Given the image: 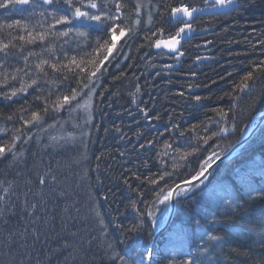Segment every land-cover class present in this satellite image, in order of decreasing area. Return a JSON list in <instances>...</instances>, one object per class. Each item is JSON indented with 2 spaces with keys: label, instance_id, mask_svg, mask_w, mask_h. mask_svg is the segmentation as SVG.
<instances>
[{
  "label": "trees",
  "instance_id": "16d2710c",
  "mask_svg": "<svg viewBox=\"0 0 264 264\" xmlns=\"http://www.w3.org/2000/svg\"><path fill=\"white\" fill-rule=\"evenodd\" d=\"M124 2L128 5L124 9L128 26L132 25L137 16L141 20V23L135 26L131 38H127L128 43L126 46L130 48L129 53L126 55L125 53L121 54L123 57L115 54L116 58L107 65L104 74H97V77L90 83L89 88H82L81 86L80 89L83 92L88 90L92 92L85 99H89L93 95V101L96 104L87 112L88 116L94 114L96 118L110 117L112 112H114L122 120L127 117L126 111L124 112L123 110L128 109V107L135 112L137 111L138 119L141 117L143 120L139 121L137 125H132L131 128L125 126L122 132L120 126L119 128L118 126L108 127L106 131L114 129L115 136L117 135L120 137V141L126 143L131 137H138V141L145 148L140 145V149L135 154L139 158L147 159L145 163L143 162L146 166L141 170L144 173L140 175L141 178H132L131 173H128V175H123L124 177L116 184L118 176L123 171L112 170L113 167L117 165L116 163L126 164V162L129 163L131 161V158L127 159L126 157L128 155L125 151L127 147L123 149L120 145L119 151L114 152V156H112L114 157L112 160L115 165L106 167V165L102 166L96 161H91L89 165L86 164L89 174L85 176L89 179H86L84 183L79 182L82 184L83 189L81 191L83 193L88 191L92 194L89 197L65 191L58 182V180H63V177L74 178V176H78V171L75 168L61 176L57 171L56 162L62 159L63 153L70 151L76 153L80 150V146L75 145L76 143L69 144L74 137L82 141L83 135H81L80 131H72L71 134L69 131L64 132V134L58 133L55 135L53 133L54 136L60 138L58 140H61V147H58V149L62 147L67 149L57 151V159L54 166L51 159L55 156L46 158L43 155L44 153L41 152L45 145L42 144L41 139L38 141L33 139L31 132L35 129V126L38 127L41 124V127H46L45 123H53L51 120H54V118L51 114L56 112L54 107L57 99L61 95L70 94L73 81H76L77 84V80L80 79L79 76L66 70L56 72L49 65L44 66V71L47 73L45 75L44 72L36 69V65L41 60H48L49 63H57L58 60L67 62L65 54L69 58L75 55L77 59H90L92 57L85 54L93 52L95 42L94 45H91L88 40H96V37L100 36L101 33L93 29L89 30L87 32L90 35L87 38L78 37L74 33L70 34L69 37L53 35V33L64 31L68 27L84 31L83 24L89 23L87 21H76L72 25H56L54 29L49 28V25L54 24L53 17L48 15L49 12L55 10L57 17L69 14L67 6L62 3V0L60 3H54L52 6L44 8V16L40 15L42 12L41 5L39 8L35 7V9L28 5H18L17 8L22 9V11L0 9V24L13 23L15 20H20L22 26L17 28H33V35L46 33L44 41L37 40L35 43L30 44L19 39L23 31L20 30L21 32L18 33L19 30L17 28L0 30V41L4 39L6 43L16 37L13 40L16 47L10 48L13 55H10L6 61L0 64L2 68L0 69V93L7 92L10 94L12 90L18 89L21 86L19 81L21 83L24 82L25 85H30L26 92L13 96L19 97L15 100L18 103L10 102L4 110H0L2 112L0 113V118L10 123L8 129H12L15 126L13 123H19V127H15L14 131L6 137L0 135V145L14 144L12 151L6 154V160L0 161V186L3 183L13 184L11 185L12 187H17L22 174L30 177L29 182L25 181V184L21 185L25 186L21 192L22 196L18 200L14 197V202H21L20 207L23 209V218L20 220V224L13 221V219L18 220L16 214H19V210L15 213L16 204L18 203L8 205L6 201H0V264H44L45 255L41 256V253L49 248L51 244L48 245V242H52V240L54 241L52 242L54 246L49 248L46 257L52 260L55 259L54 257L59 256V261L56 259L53 264H143L146 258L142 253L147 247L151 246L150 238L155 231L154 229L160 227L169 212V202L159 208L161 210L160 216L153 218H160L161 221L156 223L152 230L144 229L143 227L137 229L136 231L140 236L131 245L119 247L113 244L110 250H105V247L108 246L106 230L127 233V229L128 234H130L137 225L147 224V219H150L151 207H154L158 201L162 200L161 198L167 194L169 188H173L176 183L182 180L190 179L192 175H195L210 163L205 162L208 155L207 142L205 143V141H210L222 132L219 131V121L216 120L220 117L208 118L213 105H205L201 108L200 113L195 112L192 106L186 108L183 105L187 100H192L194 95L198 96L200 92L194 93L193 96L190 95V98H185L179 90L172 95L171 99L168 100V103L158 114L150 112L149 109L144 112L141 107L134 109L132 102H130L131 100L120 95L124 93L125 89L118 86H126L131 84V82L129 83L124 79L127 73L123 70L120 63V65L117 64V61H122L132 66L134 62H137L140 67L134 72L132 71V74L130 73L133 76L138 71H144L143 67L147 64L155 65L154 67L160 66L168 58L167 55L155 50L154 42L156 39L161 38L160 34L153 36L151 41L144 39L145 36H151L153 32H156L161 26L163 27L166 22L168 24L172 23L166 16L162 17L158 13H164V6L167 4L176 6L181 2H194L197 7L204 6L207 1L141 0L144 7H142L139 14L134 12L136 0H124ZM255 3H257V6H246L243 10L230 12L231 16L228 19L232 18L234 24L237 23L236 21L246 22L240 30L239 39H234L236 40L235 43L232 41L233 39L229 40V35H224V33L227 34L225 28L224 33H222L217 26L213 31L195 37L196 42L191 39L183 45L186 58H188V55H196L207 50L203 47L204 45L220 57L232 56V63L239 61L242 53L248 55L246 60L242 57L241 62H239V67L243 64L246 65L243 67V71H239V67L237 70L232 68V79H229V71L224 66H218L217 68L222 70H213L210 67L212 71L209 72L211 75L209 74L208 76L200 71L202 77L199 75L201 78L198 76L199 79L196 81L199 83L198 86L202 88L201 90L205 94L203 99L207 103L218 99L222 100L225 97L226 102L231 105L227 109L232 112L227 111L228 116H225L230 122L228 129H234L239 126V129L243 131L254 119L253 117L256 113L263 110L260 102L264 101V77L262 78L264 67L257 68L256 65L264 62V0H256ZM149 12L152 14L151 24L148 23ZM222 16L224 17L225 15ZM215 17L217 21L222 18L214 14L199 16L195 26L198 29L215 26L217 23L213 19ZM199 19L200 22L197 23ZM92 23L94 24L95 22ZM163 28L165 33H167L166 35L174 34L175 32V28ZM220 35H224L225 37L223 38L226 39L218 42L216 38ZM23 36H27V34ZM259 37L263 40L260 41ZM79 38L82 39L79 40ZM248 38L255 40L256 44L260 45L259 48H254L259 52L254 49L251 51L246 43ZM124 39L126 38H122L118 42L119 51H121L119 46ZM149 44L152 46L149 47ZM30 52L34 53V55L29 56ZM25 56L28 57L27 61L24 60ZM182 64L185 65L184 63ZM183 65H180V69L177 72H173L175 76L169 78L176 85H188L189 83L188 78L191 71ZM17 69L22 71L17 72ZM79 71L77 69V72ZM154 71V74L147 78L151 80L149 83L151 85L157 83L155 77H157L159 71ZM145 72L148 73L149 71L146 70ZM249 72L253 73V78L245 81L244 77ZM13 75L16 76L15 80L11 78ZM5 76L8 77L7 84L3 83ZM64 76H67L68 79L65 80ZM115 77H118V79H114ZM162 79L167 80L168 78L163 76ZM33 80L36 81L35 84H32ZM245 83L248 85V89L250 88L252 91L249 93V90L245 91L244 95L241 96L242 89H244L241 85ZM157 84L159 85V83ZM94 86L98 88L96 89ZM44 91H47V94H42ZM234 96H236L237 101L235 103L236 106L234 105L232 109ZM3 98L0 95V100ZM40 100L43 103H40ZM5 101H0V104ZM27 102L39 103L47 108V112L44 109L43 112H40L42 119L39 122H34V125L24 123L25 120L31 119L28 107L25 105ZM77 102L79 101L76 98V101L71 106H65V116L69 117L68 115L73 112V107L76 108ZM139 102H141L140 106L147 107V104L143 102L142 96ZM111 107H115V110L113 111ZM49 110L54 111L49 112ZM17 112L24 113L26 118H19ZM232 114L233 116H231ZM142 115L146 116V118L149 117L147 122ZM8 117H11V119H8ZM143 133H147L149 136L145 138L147 141L144 140L142 143ZM214 133L215 135H213ZM17 136L19 139H16ZM224 142L228 145L235 141L224 139ZM96 143L97 147H95ZM100 145L99 141H95V146H92L93 149L95 148L98 151V153H95L96 155L101 154ZM238 152L240 154H236L224 166L218 167L213 171L209 178H215V181H210L208 183L210 185L192 187L184 192L186 194L189 193L187 197H178L174 224L160 240L158 246V251L166 256L165 264H184L188 260H191L192 264H264V124L259 127L256 135ZM185 153H191V155H187L190 157L187 164L184 162ZM135 158L132 156L133 162H135ZM240 158H243L242 163L238 161ZM202 159L203 166L197 163L198 160L201 161ZM236 165L240 166L234 170L233 174L235 177H233V166ZM226 168L228 170H225ZM45 170L49 172L46 173ZM162 176L163 179H161ZM41 178H43L44 183H40ZM112 181H114L113 185ZM150 181H155V183H150ZM53 183H55V190L47 192L46 187ZM215 183H217L216 187H213ZM220 188H223L225 193L219 191ZM34 189L39 193L35 203L38 208L37 222L29 218L34 207L32 205L34 200L30 201L31 198L27 194H34ZM162 189L163 191H161ZM25 190L29 191L24 192ZM158 193L159 195H157ZM15 194L18 195L20 193L15 192ZM112 194L114 196H111ZM108 208L112 213L109 216L112 221L110 222L108 219L103 222L105 220L104 213ZM84 210L90 212L94 210L97 215L87 225H83L86 227L84 230L83 228H76L79 231H75L73 224L75 222L72 220L80 218L77 212L82 213ZM62 211H65V216L61 214ZM13 214L16 216L14 217ZM120 222L124 224L123 229L119 226ZM98 224L100 226L97 228ZM8 225L10 228L6 227ZM28 225L27 230L31 231L29 234L35 236L36 239L35 245L31 249L26 248L25 245L22 247V245L18 246L13 243L17 240V236L21 238L17 230L22 235L23 228ZM101 226L106 229L101 231ZM10 230L13 231L10 232ZM211 236H216L218 239L211 240ZM30 243L29 241V244L26 245L31 246ZM17 247L21 248V250L16 249ZM169 254L175 258H167Z\"/></svg>",
  "mask_w": 264,
  "mask_h": 264
},
{
  "label": "bare ground",
  "instance_id": "6f19581e",
  "mask_svg": "<svg viewBox=\"0 0 264 264\" xmlns=\"http://www.w3.org/2000/svg\"><path fill=\"white\" fill-rule=\"evenodd\" d=\"M207 2L204 4V8H206L207 6H209V1L206 0ZM35 4L38 5L36 8H39V6L41 5V9L42 12H45L44 8H47L49 5H45L43 4V0H36ZM186 4L190 5L191 7H195V3L194 2H186ZM211 6H219L220 9L224 8V7H229V6H234L233 3H226L224 5H221L219 3L217 4H211ZM197 11H200L203 9V7L201 6H197ZM196 11V12H197ZM208 13H202V14H209ZM221 13V12H219ZM219 13L216 12V15L219 16ZM213 14V13H211ZM92 23V22H91ZM84 28V31H89L92 30L91 28L87 27V24H83L82 26ZM193 29V28H192ZM194 33L193 35L189 36L187 35V39L185 40L184 43H186L187 41L191 40V38L194 36H198V35H203L202 30L200 29H193ZM208 31V30H206ZM186 36V34H184V37ZM183 37V38H184ZM264 38V37H263ZM82 38H79V40H81ZM160 39V38H159ZM259 40H263L259 37ZM89 44L94 45V42L96 41L95 39H90L88 40ZM247 45L249 46V48L251 49V51H253L254 48H259L260 45H257L256 41L251 40L250 38H248V40L246 41ZM155 47V46H154ZM204 48H206L207 50H204L203 52H199V54H192L191 56L188 55V58H186V52L182 49L178 52V54L183 53L182 58L177 57L175 54V57H177V59L175 58H171L168 55L172 54L168 51L164 52L158 48L155 47V50L162 52L164 55H167L168 58L163 61V63L157 67H154L151 64H147L143 67V69H145L144 71L142 70L141 72L138 71V73L133 76L132 71L134 72L135 70L138 69L139 64L137 62H134L133 65H127V63L122 62V61H117V64L120 65L123 68V70H125V72L127 74L126 77H124V79H126L129 83L131 82V84H127L125 85H120L118 87H122L125 89L123 94H120L121 96H124L125 98H129L132 102V107H134V109L141 107L143 109V111L147 112V110L149 109L150 112L154 113V114H158L160 113V110L168 103V100L171 99L172 95L175 94L177 91H181L183 96L185 98H190V95L193 96L194 93L200 92V94L198 95L199 97H201V100H196L195 97L197 96H193L192 100H187V102L189 104H191L192 109L195 112L200 113L201 112V108L204 107L205 105H214L216 107V109H218L220 111V113L223 114H227L228 112H226L227 107H228V103L226 102V98L224 97V99L222 98V100L218 99L212 102L207 103V101L204 98L203 94V90H201L202 88L199 85L198 82H196L199 78H201L202 76L200 75L202 71L206 76H208L209 74L211 75V73H209L211 70V68L213 70L218 69V66H224L226 68V70L229 71L228 76L229 79H232V68H233V57L230 55H226L223 57H219V55L215 54L213 51H210V48H207L205 45L203 46ZM130 48H128L127 46H124L121 51H118L117 55L121 56V54L123 55L125 53V55L127 53H129ZM256 52V49H254ZM169 53V54H168ZM253 53V52H252ZM254 54V53H253ZM123 57V56H121ZM184 59V60H183ZM120 63V64H119ZM182 63H184L185 65H183ZM180 65H183L184 67H187V69L189 71H191L190 73V77H189V83L188 85H184V84H178L176 85L175 82H173L172 80H170L169 78L175 76L173 74V72H176L178 70V68L180 67ZM211 67V68H210ZM0 69H2L0 67ZM149 71L148 73H146L145 71ZM154 70L159 71L157 74V77H155L157 79V83H159V85L156 83L155 85H151L149 84L151 82V80H148L147 78H150L153 74H154ZM235 70V69H233ZM237 70V69H236ZM198 71V74H197ZM77 72V69H76ZM78 73V72H77ZM131 73V74H130ZM129 74V75H128ZM201 77H200V76ZM168 78L167 80L162 79V77ZM199 76V78H198ZM264 77V75L262 76V78ZM261 79V78H260ZM207 80V79H206ZM126 84V83H125ZM142 87H144V89H142ZM176 87V88H175ZM213 87V86H212ZM72 88H77L78 91H80V95L77 96V100L79 102H77V106L74 109V111L72 113H70L67 117L65 116L66 114H64L65 111V107L63 108H55L54 110L56 112L52 113L51 116L54 118L53 123L51 122H47L45 123L46 127H41V124L37 127L35 126L34 130L31 132V136L33 139L35 140H40L42 144L45 145L44 147V151L42 150L41 152H43L44 156H46V158H49V156H55L54 158H52V164L53 166L55 165L56 159H57V151H60L62 149L67 150L65 147H62L60 149H58V147H61V140H58L60 138L56 137L53 135V133L56 135L58 133H63L64 132H70V134L72 133V131H80L81 135H84L82 137V141H79L76 137H74V139H72V141H70L69 144L72 143H76L75 145L80 146V150L76 153H70V152H66L63 153L62 155V159L57 160L56 165H57V171L61 174V176H63L66 172L70 171L71 169H76L78 171V176H74L73 177H69V178H62L63 180H58L59 185L65 189V191H70L72 193H77V194H82L83 197H89L92 196V194L88 191H85V193H83V191H81L82 188V184L79 182L81 181L82 183L85 182V180L89 179L88 177H86V174H89L88 166L89 164H91L92 162H98L100 165H106V167H109V165H115L113 163L112 156H114V152H118L120 147L122 146L123 149L125 147H127L125 149V151L128 153V155L126 156L127 159L131 158V161H129V163L126 162V164H123L121 162L116 163L117 165L115 167H113L112 170H116L118 172H122V174L120 176H118L117 178V182L118 183L119 180H121V178H123V175H128V173H131V177L132 178H137L139 179L140 175L144 174L141 170H143L145 168L146 165H144V163L146 162V158H139L138 155H136V151L138 149H140V141L139 138L133 136L130 139H128L127 143L120 141V137H118L117 135L115 136L114 134V129L111 130H107L106 129L108 127H115V126H119L121 127V132L125 129V126H127L128 128H131L132 125H137L139 123V121H143L142 118L140 117V119H138V113L137 111L135 112L134 110L130 109V107H128V109L123 110L124 112L126 111V115L127 117L125 119H120L116 116V114H114V112H112V115L109 117H102V118H96L95 115L91 114L92 116H88L87 112H89L90 109H92L93 106H96L95 102L93 101V95L91 97H89V99H85L86 96H89L90 94H92V92H90L89 90L87 92H83L80 87L78 88V85L76 84V81H73L72 83ZM94 88H98L97 86H94ZM175 88V89H174ZM71 89V88H70ZM154 90L155 94L152 99V97L150 98V94H149V90ZM201 90V91H200ZM141 91V93H140ZM118 93V91H116ZM245 92V91H244ZM244 92H241L240 95H244ZM187 94V95H186ZM215 94V93H213ZM212 94V95H213ZM61 95V94H59ZM56 96V95H55ZM63 96V95H61ZM60 96V97H61ZM84 96V97H83ZM141 96L143 97V102L147 104V107L144 108V106H140L139 101H141ZM220 97V96H219ZM236 96L233 97L232 99V109L234 108V105L236 106V101L237 99L235 98ZM15 97H11V99H1L0 101H5L4 103L0 104V110H4L6 105L9 104L12 99H14ZM56 99V98H55ZM117 101V100H116ZM15 102V101H14ZM18 103V102H15ZM40 103H43L42 100H40ZM46 104V103H44ZM15 106V104H14ZM112 110H115V107H111ZM54 110L49 112H53ZM63 111V112H60ZM60 112V113H59ZM2 113V112H0ZM260 113H264V112H260ZM86 118H84V116H86ZM17 116L19 118H26V115L22 112H17ZM143 116V115H142ZM222 116V115H221ZM30 118H31V114H30ZM47 118V117H44ZM149 118V117H147ZM147 118L146 116H143V119L147 122ZM59 120L58 122L55 120ZM228 120L226 119H222L220 118V122H219V127L220 130L222 131L220 133V135H217L216 137H213V139H211L210 141H207V160H205V162H210L211 161H215L214 163H212L211 166H213V169L218 168V167H222L226 164L227 161L231 160L232 158H234L236 156V154H240V152H238L243 146L246 145V143H248L251 138H253L257 131L259 130V127L262 125L261 123L258 125V127L256 128V130L253 132L252 136L247 139L246 143H244V140L246 138V136L249 134L250 132V128L251 125L253 123V121H251L248 124V127L241 131L239 129V126H236L234 129H228ZM53 124V125H52ZM111 126H110V125ZM232 134H230L231 132ZM50 133V134H46V133ZM236 133V135H235ZM143 137H142V143L145 141H147L149 134L147 133H143ZM235 135V136H234ZM224 139L226 140H233L235 141L234 143H229L228 145H226V143L224 142ZM95 141H99L101 143L100 145V153L96 155L95 153H98V151L94 148H92V146H95ZM149 141V140H148ZM78 142V143H77ZM116 144V145H115ZM121 145V146H120ZM145 145V144H144ZM148 147L149 145L146 144ZM97 147V143L96 146ZM143 148H145L143 146ZM215 154V155H214ZM132 156L136 157L135 158V162L132 161ZM205 156V155H204ZM203 156V157H204ZM190 160L189 156H186V158H184V162L185 164H187ZM202 161H199L197 163L202 164ZM239 163H242L243 158H240ZM74 162V165H73ZM144 162V163H143ZM184 164V165H185ZM196 164V163H195ZM50 165V164H49ZM204 164H202L203 166ZM51 166V165H50ZM73 166V167H72ZM91 166V165H90ZM207 167V166H206ZM111 169V168H109ZM212 169V170H213ZM46 173H48V170H45ZM208 171V170H207ZM148 174V173H147ZM207 173H205V176L201 177V181L204 180V178H206ZM67 175H69V173H67ZM22 178L20 179V181L18 182L17 187H15V192L22 187L21 185H24L25 181L29 182L30 177L26 174H22L21 175ZM209 177V176H208ZM91 178V177H90ZM141 178V177H140ZM51 179V177H50ZM145 179V178H144ZM209 180L211 182L215 181V178H209ZM199 181V182H201ZM114 184V181H112V185ZM177 184H182L181 182L176 183L173 188H175V186ZM13 185V184H11ZM55 183L53 184H49L46 187V191L47 192H53L55 190L54 187ZM126 190H128L127 188H125ZM23 191V190H22ZM20 191V196H21V192ZM29 191V190H25L24 192ZM31 191V190H30ZM36 194V196H35ZM37 190L34 189V194L31 193L30 195L27 194V196L30 199V201L34 200V204H32L33 206L36 205V201H37ZM111 196H114L113 194ZM13 197H15L16 200H18L19 196L17 194H15ZM51 198H53V196L50 195ZM159 200V199H158ZM13 201L14 198H13ZM177 201V200H176ZM170 203L171 200L169 201V205H168V209L170 207ZM12 205V204H11ZM31 205V204H30ZM177 207V203L175 204V209ZM110 208V207H109ZM105 211L104 213V221L106 220H110V222L112 221L111 218H109V216L112 215V213L110 212V210ZM170 210V209H169ZM176 211L173 213L172 218L169 219V212L166 215V218L164 219V221L162 222V224L160 225V227L154 229V233L150 238V242H151V246L147 247L146 250H144V252L142 253L144 255V257L146 258V261L143 264H151V263H156V264H165L166 263V256L164 253H161L160 251H158V247H156V241L157 240H161L164 235L169 231V229L171 228V226L174 224V218L176 215ZM65 211H62L61 214H63V216H65L66 213H64ZM78 216L80 218H76L73 219L72 221L75 222L73 223L75 226V229L78 228H83V230L86 228L83 225H87L88 222L91 221V219H93V217H96V211L92 210L91 212L88 210H84L82 213L77 212ZM183 219V218H181ZM184 220V219H183ZM148 223L147 224H141V225H137V227H135L133 229V231L130 232V234H126L125 232H119V231H115V230H106V240L108 241V246L105 247V250H110L113 247V244L121 247V246H127V245H131V243H133L138 236H140L138 234V232L136 231L137 229H140L141 227H143L144 229H151L154 228V225L156 223H158L159 221H161L160 218L157 219H147ZM32 224V223H30ZM29 224V225H30ZM28 225V226H29ZM100 225H97V228ZM119 226L123 229L124 228V224L123 222L119 223ZM7 228H10L9 225L6 226ZM78 229H76L75 231H79ZM104 229H106L105 227H100V230L103 231ZM126 232L128 233V230L126 229ZM127 235V236H126ZM172 245H174V243H172ZM178 247V246H177ZM175 250L177 251V249L175 248ZM143 251V250H142ZM149 252L151 253V255H149ZM167 258L173 259L175 257H173V255L169 254Z\"/></svg>",
  "mask_w": 264,
  "mask_h": 264
},
{
  "label": "snow or ice",
  "instance_id": "6c2138e0",
  "mask_svg": "<svg viewBox=\"0 0 264 264\" xmlns=\"http://www.w3.org/2000/svg\"><path fill=\"white\" fill-rule=\"evenodd\" d=\"M61 0H43V4L52 6L54 3H60ZM62 3L67 6V10L69 11L68 15H59L57 17L56 11L53 10L49 12L48 15L52 16L54 19V24L49 25V28H55L56 25H72L76 21L89 22L87 24L88 28H91L95 31L101 33L100 36L96 37L95 46L93 47L92 53H86L85 55L91 56L92 58L85 60L84 58L77 59L75 55L70 58L65 54V58L67 62L59 61L57 63H49L48 60H41L40 63L36 65V69L40 72H44L45 75L47 73L44 71V66L49 65L51 69L56 72L67 71L71 72L76 76H79L80 79L77 80L78 88L82 86V88H89L90 83L94 78L97 77V74L103 75L107 69V65L112 62L113 59L116 58L115 54L118 53V42L121 38H126L123 40V43L120 44L119 48L122 49L127 45L128 39L131 38V34L135 30V26L141 23L139 16L132 22L131 26H128L127 20L125 19L124 9L128 7V5L124 2V0H62ZM218 3L224 5L226 3H232V0H218ZM18 5H28L33 9L38 5L35 4V0H2L0 2V9H5L9 11H22V9L17 8ZM142 7L141 0H136L134 12L139 14ZM159 7V6H158ZM164 13H158L160 15L166 16L169 20H174L179 23L182 17H188V20H184L183 23L175 29L174 34H169L167 39H156L154 42V46L156 48H160L162 45L164 48L169 50L179 52V47L181 45V40L184 37V34L192 31V23L191 18L193 17V13L197 11L195 7H191L186 3H179L176 6L172 4H167L164 6ZM41 16H44V12L40 13ZM91 22H95L94 24ZM148 23H152V14L149 12ZM123 25V26H122ZM21 21L15 20L13 23L0 24V30L3 29H13L17 27H21ZM75 34L78 37H89L90 33L87 31H80L79 29H74L72 27H68L66 30L53 33L57 37H69L70 34ZM161 36L165 33V29L159 28L156 32H153L151 36H145L144 39L146 41H151L153 36L157 34ZM11 35V33H9ZM16 37L8 40L6 43L0 41V64L3 61H6L10 55L13 53L10 51V48H15L16 45L13 43ZM20 40L26 41L27 43H35L37 40L44 41L46 39V33H37L33 35L31 32H28L27 36H19ZM67 43V41H66ZM152 45L149 44V47ZM51 51V49H50ZM183 55V53H180ZM29 56L34 55V53H29ZM28 57L25 56L24 60L27 61ZM257 68L264 67V62L256 65ZM76 69L80 71L77 73ZM22 71L21 69H17V72ZM13 80L16 79V76L13 75L11 77ZM253 78V73L249 72L247 76L244 77L245 81H248ZM64 79L67 80L68 77L64 76ZM114 79H118L115 77ZM87 81V82H85ZM8 77H4V84H7ZM36 81L33 80L32 84H35ZM248 85L245 83L241 85V87H247ZM30 85L22 84L19 89H14L11 93H0L4 97V99H11V97L16 96L18 93L26 92ZM80 95V91L77 88H71L70 94L63 95L59 97L56 101L55 107L63 108L66 105L71 106V104L76 101L77 96ZM39 99V97H37ZM196 100H201V97H195ZM74 110V109H73ZM47 112V108L44 109ZM223 115V113H221ZM11 119V117H8ZM42 119L40 113L33 112L31 114V119L25 120V124H33L34 122H38ZM0 131H7L6 129H0ZM19 131V130H17ZM224 131V130H222ZM183 135V133H181ZM215 135V133L213 134ZM16 139H19L17 136ZM207 141H205L206 143ZM151 143V141H149ZM14 147V144L0 145V158H6V154L11 152ZM143 147V145H141ZM195 151V149H193ZM191 155V153H185V156ZM215 155V154H214ZM215 161H211L207 165V167L202 168L195 175H192L190 179L182 180L181 183L185 185H192L194 181H201V177L205 176L208 168L211 167L212 163ZM138 178V177H137ZM54 179V177H53ZM163 179V176L161 177ZM40 183H44L43 178L40 179ZM150 183H155V181H150ZM185 191L186 189H180V185L177 184L175 188H169L167 194L163 196V200L160 203H164L166 201L171 200L174 193L179 194L177 190ZM163 191V189L161 190ZM159 195V193L157 194ZM211 240H217L218 237L211 236ZM149 255L151 253L149 252ZM184 264H192L191 260L185 261Z\"/></svg>",
  "mask_w": 264,
  "mask_h": 264
},
{
  "label": "rangeland",
  "instance_id": "374dc122",
  "mask_svg": "<svg viewBox=\"0 0 264 264\" xmlns=\"http://www.w3.org/2000/svg\"><path fill=\"white\" fill-rule=\"evenodd\" d=\"M239 2H238V6L239 7H237L236 9H232V10H229L228 12H223V13H219V16H221L222 18H219V21H217V18L215 17V18H213V19H215V21L217 22L216 24H215V26H211V27H208V28H206V27H201V28H199L200 30H202L203 32H205V33H203V35H205L206 33H209V31H213L214 29H215V27H219L220 28V31L222 32V33H224V31H225V29H226V33L227 34H225L224 33V35H229V40H231V39H233L232 41L235 43V41L236 40H234V39H239V34H240V30L243 28L242 26H244V24L246 23V22H239V21H236L237 23L236 24H234L233 22V19L231 18L230 20L228 19L230 16H231V13L230 12H232V11H234V10H237V11H240V10H243L246 6H257V3H255L256 2V0H238ZM19 6H23V5H19ZM201 7H203L204 8V6H201ZM197 8V7H196ZM209 14H211V13H209ZM208 14V15H209ZM214 15H216V13H213ZM212 14V15H213ZM228 14H230V15H228ZM202 15H205V14H197L196 16H195V18H193V19H191V23H192V28L193 29H198V27L197 26H195V24H196V20H197V17H199V16H202ZM207 15V14H206ZM222 15H225L224 17L222 16ZM184 20H188V17H186V18H182L181 20H180V22L179 23H177V22H175L174 20H171L172 21V23L170 22V24H168V22H166L164 25H163V27H166V28H178V26H180L182 23H183V21ZM223 20V21H222ZM238 20H240V19H238ZM244 20V19H243ZM198 22H200V19H199V21H197V23ZM220 24V25H219ZM172 25V26H171ZM175 26V27H174ZM160 28H162V26L160 27ZM225 28V29H224ZM231 28V29H230ZM18 30H19V32L18 33H20L21 31H23V34L22 35H24V34H28V32H31L32 34H33V31H32V29L33 28H31V29H29V27H24V28H21V29H19V28H17ZM174 29V30H175ZM21 30V31H20ZM206 30H208V31H206ZM12 32H14V31H12ZM167 33H164L162 36H161V38L160 39H167L168 38V35H166ZM224 35H220V36H218L216 39H217V41L218 42H220L221 40H224V39H226V38H223V37H225ZM201 36H202V34H201ZM222 36V37H221ZM196 37H198V36H196ZM194 38H195V36H194ZM193 37L191 38V39H193L194 41H195V39H194ZM122 39V38H121ZM3 42H5L4 41V39H3ZM196 42V41H195ZM185 43H183V45H184ZM197 44V43H196ZM182 45V46H183ZM183 48H184V46H183ZM162 51H164V50H162ZM164 52H166V51H164ZM169 54V53H168ZM177 55H179V54H177ZM169 57H171V58H175V59H177V57H175V55L172 53V54H169L168 55ZM240 56H242V57H244V59L246 60L247 59V56L248 55H246V54H241ZM220 57V56H219ZM222 57V56H221ZM241 57V58H242ZM241 58H240V60L239 61H236V62H233V68L236 70V69H238V67H239V62H241ZM184 60V59H183ZM246 65L245 64H243V65H241L240 67H239V71L240 70H242L243 71V67H245ZM178 69H180V68H178ZM218 70H220V69H218ZM222 70V69H221ZM220 70V71H221ZM178 71V70H177ZM176 71V72H177ZM214 73V72H213ZM216 74V73H215ZM263 75H264V73H262ZM259 79H260V77H259ZM94 80V79H93ZM188 80H189V78H188ZM261 80V79H260ZM19 84H24L25 85V83L24 82H20L19 81ZM21 86H19V88H20ZM226 87V86H225ZM2 88V87H1ZM18 88V89H19ZM249 90V91H248ZM244 91H248V93L249 92H251L252 90L249 88L248 89V86L247 87H244V89H242V92H244ZM42 94H47V91H44ZM149 94H150V98L152 97V99H153V97H155L154 96V94H155V92H154V90H149ZM242 96V95H241ZM19 97H15L14 99H12V101L11 102H14L16 99H18ZM22 98V97H21ZM4 99V98H3ZM263 99V98H262ZM7 100V99H6ZM260 104H262L261 105V107H262V111H259V112H257L256 113V115L257 114H260V112H264V101L261 103L260 102ZM26 107H28V111H29V114H32L33 112H38V113H40V112H43V109H45V106L44 105H41V104H37V103H31V102H27L26 104ZM25 105H23V106H25ZM183 105V104H182ZM183 106H185L186 108L187 107H190L191 106V104H189L187 101H186V103H184V105ZM228 106L230 107L231 105H229L228 104ZM73 109H75L74 107H73ZM72 109V110H73ZM258 109V108H257ZM260 109V108H259ZM253 110V109H252ZM74 111V110H73ZM232 112L231 110H229V109H227L226 110V112ZM239 111V110H238ZM237 114L238 115H240V113L239 112H237ZM256 115L253 117L254 119H255V117H256ZM225 116H228L227 114H223L222 116H221V113H220V111L218 110V109H216V107L213 105L212 106V109H211V111H210V117H208V118H212V117H220V118H222V119H225ZM231 116H233V114L231 115ZM220 118H218V119H216V120H218L219 122H220ZM254 119L252 120V121H254ZM39 122V121H38ZM230 122H228L227 123V125L229 124ZM35 123H33V124H30V125H34ZM261 124H264V120L262 121V123ZM10 125V123L8 122V121H5L4 119H2V118H0V129H6L7 131H0V135L2 136V137H6L9 133H11V132H13L14 131V128L15 127H19V123L17 122V123H13V125H15L12 129H8V126ZM84 136V135H83ZM252 139V138H251ZM6 160V158H0V161H3V160ZM4 160V161H5ZM239 166L240 165H236V166H233V172H232V174L234 173V170L236 169V168H239ZM213 169V168H212ZM209 170L208 172H207V176H206V178H204V180L203 181H201V182H197V183H194V185H191V186H183V188H180V189H186L187 191H188V189H190V188H192V187H195V186H200V187H203V186H205V184H208L209 182H210V180H209V177L208 176H210V175H212L213 174V171H215V169H213V170ZM225 170H228V168H226ZM224 170V171H225ZM237 172H239V171H237ZM236 172V173H237ZM231 174V175H232ZM233 177H235L234 176V174H233ZM2 184V186H0V201H6V203L8 204V205H11V204H16V203H18L19 201H17L16 203L13 201V194H15V188H13V187H15V186H11L10 184H3V183H1ZM216 184L217 183H215V186H213V187H216ZM208 185H210V184H208ZM25 188V186H22V187H20L17 191H16V193H20V191H22V189H24ZM214 189H216V188H214ZM185 190V191H186ZM179 192V194H176V203L178 202V200H179V198L178 197H187L188 195H189V193H184L185 191H180V190H178ZM219 191H221L222 193H225V190L223 189V188H220V190ZM39 194V193H38ZM18 196H19V198H20V194H18ZM21 196H22V194H21ZM18 198V199H19ZM162 200H163V197L161 198ZM161 201V200H160ZM160 201H158L157 203H156V205L154 206V207H151V213H150V219L152 220L153 218H156V216H160V212H161V210L159 209V208H162L164 205H165V203H167V202H169V201H166V202H164V203H160ZM17 205V207H16V210H15V213H16V211L17 210H19V214H16L15 216H16V218L18 219V220H16V219H13V221L15 222V223H18L19 222V224L21 223V221L20 220H22V216H23V209H22V207H20L21 206V202L20 203H18V204H16ZM177 208V207H176ZM155 209V210H154ZM38 208H37V206L36 205H34V207H33V209H32V211H31V216L29 217L30 219H34V222H37L38 221ZM13 216H14V214H13ZM14 216V217H15ZM166 218V217H165ZM28 227L29 226H25L24 228H23V230H22V235H21V232L19 231V230H17V232L20 234V236H21V238H18V236L16 237L17 238V240L16 241H14L13 243L16 245H18V246H20V245H22V247H23V245H25V247L26 248H28V249H31L32 247H34V245H35V236H32L31 234H29L31 231H29V230H27L28 229ZM69 228V227H68ZM11 231H13V230H10V232ZM25 233V234H24ZM26 234H28L27 236H24V235H26ZM126 234H128V233H126ZM43 239V238H42ZM29 241L31 242L30 244H31V246H28V245H26V244H29ZM52 242H54L53 240H52ZM51 241H49L48 242V245L49 244H51L50 246H49V248L50 247H53L54 246V244L52 243ZM159 244H160V240H157L156 241V247H158L159 246ZM37 248V247H36ZM49 248H47V249H45L44 250V252H42L41 253V256H43V255H45V263L44 264H53L54 262H55V260L57 259L58 261H59V256H56V257H54L55 259H49L48 257H46V255H47V253H48V251H49ZM16 249H19V250H21V248H19V247H17ZM37 249H39V248H37ZM158 250H159V248H158ZM138 258H139V256H138ZM43 262V261H42ZM151 264H154V263H151ZM156 264V263H155Z\"/></svg>",
  "mask_w": 264,
  "mask_h": 264
},
{
  "label": "water",
  "instance_id": "95a60500",
  "mask_svg": "<svg viewBox=\"0 0 264 264\" xmlns=\"http://www.w3.org/2000/svg\"><path fill=\"white\" fill-rule=\"evenodd\" d=\"M208 1H209V3H208L209 6H207L206 8H203L200 11H197V12L193 13V17L191 19L195 18V16L197 14L208 13V12H210V13H216V12L217 13H219V12L223 13V12H228L229 10L236 9L237 7H239L238 6V2H239L238 0H232V3L234 4V6L224 7L222 9H220L219 6H211V4H217L218 3V0H208ZM182 18H186V17H182ZM193 33H194V30L193 29H192L191 32H187V30H186V32H185L186 36L181 40V45L178 46L179 47V51L182 49V47H183L182 45L185 42V40L187 39V35L190 34L189 36H191V35H193ZM158 49L164 50V51H168L170 53H173V54H175L179 58H182V56H183L181 54L177 55L178 52H175V51L169 50L167 48H164L163 45L160 48H158ZM263 120H264V113H260V114H257L256 115V117H255V119H254V121H253V123L251 125V128H250L251 130H250L249 134L246 136V138L244 140V143H246L247 139H249L252 136L253 132L256 130V128L258 127V125L260 123H262ZM212 168H213V166H211L210 168H208V171L211 170ZM197 182H199V181H194L192 185H194V183H197ZM183 186H191V185H185L183 183L180 184V188H183ZM178 190H177V192H179ZM176 199H177L176 198V193H174L173 196H172V198H171V203H170V207H169V209H170L169 210V219H168L169 221L172 218L173 213L176 210L175 209Z\"/></svg>",
  "mask_w": 264,
  "mask_h": 264
}]
</instances>
